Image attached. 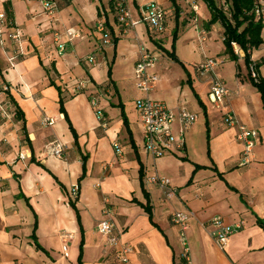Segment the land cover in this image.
Returning a JSON list of instances; mask_svg holds the SVG:
<instances>
[{
    "label": "crops",
    "instance_id": "obj_1",
    "mask_svg": "<svg viewBox=\"0 0 264 264\" xmlns=\"http://www.w3.org/2000/svg\"><path fill=\"white\" fill-rule=\"evenodd\" d=\"M53 1L58 9L49 20L38 0H0L22 36L19 47H0V85L8 86L18 111L0 126V264H118L121 243L133 248L130 264H186L179 227L171 222L177 212L192 213L185 232L192 263L264 264V229L256 222L264 221V75L257 69L255 82L242 69L245 51L236 45L235 59L226 51L222 24L210 22L200 0H128L134 25L126 30L109 0ZM151 2L165 12L161 33L141 13ZM99 23L110 44L101 42ZM70 27L81 36L58 55L53 35ZM140 45L157 56L150 98L172 111V136L183 142L160 158L144 152L134 107L142 96L133 80ZM89 55L96 65L86 62ZM213 58L214 72L199 76L197 66ZM214 76L229 91L223 110L208 96ZM79 81L86 89L76 93ZM180 108L196 115L182 133ZM96 111L106 118L104 128ZM224 111L259 136L246 164ZM45 116L52 126H40ZM52 140L65 144L61 160L44 154ZM153 175L167 179L174 194L146 182ZM214 217L244 223L223 250L210 236ZM106 219L119 235L114 247L98 229Z\"/></svg>",
    "mask_w": 264,
    "mask_h": 264
},
{
    "label": "built area",
    "instance_id": "obj_2",
    "mask_svg": "<svg viewBox=\"0 0 264 264\" xmlns=\"http://www.w3.org/2000/svg\"><path fill=\"white\" fill-rule=\"evenodd\" d=\"M42 5V13L49 20L54 19V14L58 9L57 2L53 0H38ZM109 3L113 9V14L116 16V20L121 28L127 29L133 27L134 23L131 20V14L128 10V0H109ZM219 5L226 11L227 6L224 0H219ZM253 15L257 20H264V0H253ZM193 10L195 8L193 7ZM144 20L148 27L154 32L161 33L164 30L165 12L162 7L157 3H148L141 10ZM104 35L102 38L103 44H110L109 39L105 35V29L102 23L97 26ZM81 32L74 27L64 29L62 33L55 32L54 43L57 46L58 55H63L66 47L72 44L74 40L79 39ZM21 34L15 28L13 22L11 23L4 10H0V47L5 48V44L14 45L19 47L21 43ZM231 48L236 53L237 47L235 43H231ZM19 49L15 50V54H18ZM86 62L90 65H96V57L89 55L85 57ZM157 62V56L152 55L146 51L143 45L139 46V59L133 67V80L136 89L141 93V97L135 101V112L138 115L139 123L143 128V150L145 153L151 155L153 158H160V156L171 153L174 150H180L183 146L182 140L176 139L172 136L171 122L173 120L172 111L168 109L166 104L162 101H156L150 98V93L155 89L157 85L158 76L151 72ZM218 64L216 59H206L200 63L197 67L198 75H208L214 72L215 66ZM249 77L257 82V65L251 61L248 63ZM209 93L213 108L216 110H223L224 101L229 97V91L226 89L223 81L214 76L210 80ZM75 92L80 93L86 89L85 82L79 81L75 85ZM9 88L5 84L0 85V126L2 124L11 121L14 117L12 106L8 101ZM90 104L95 107L97 102L94 98L90 99ZM225 110V108H224ZM98 121H100V127L104 128L106 125V118L104 114L96 111ZM178 123L181 126V133L192 127L196 122V115L183 108L178 109L177 113ZM222 121L228 127H236L237 133L235 135L236 140L242 145L244 151V157L242 164L248 162V155L250 150L254 146L258 139V134L254 130H250L243 125L239 124L230 111H224L222 115ZM54 124V119L51 117H42L40 119L41 127H50ZM117 149V146H114ZM65 144L58 140H52L46 143L44 148V154L54 159L61 160L65 154ZM117 149V153H118ZM22 158V155H19ZM146 182L157 185L161 189H165V195L170 197L174 194V190L170 187V183L165 178H160L157 175L149 176ZM78 195V187H74L70 193V198L75 200ZM108 213L106 209L105 214ZM192 213L177 212L172 215L171 222L179 227V237L183 247L182 254L186 261V264H195L190 260V255L187 247V239L185 238V232L188 229V222L191 219ZM211 226L210 236L213 238L217 248L223 250L230 236L235 234L244 227V223L236 222L234 225H228L224 223L221 217L212 218L209 223ZM98 229L106 245L114 247L119 245V235L115 231L113 223L106 219L98 224ZM65 249V248H64ZM133 252V248L128 243H121L117 249L115 256L118 264H130L129 255ZM65 256V254H64Z\"/></svg>",
    "mask_w": 264,
    "mask_h": 264
},
{
    "label": "trees",
    "instance_id": "obj_3",
    "mask_svg": "<svg viewBox=\"0 0 264 264\" xmlns=\"http://www.w3.org/2000/svg\"><path fill=\"white\" fill-rule=\"evenodd\" d=\"M202 1L213 15L210 22H212V20H218L224 28L223 44L226 48V51L232 52L231 43H235L241 51H245L244 59L246 65H248L250 62L249 52L264 43L260 36L262 30L261 22L260 20L255 19L253 15V0H224L227 6L226 9L229 11V16L224 13V10L216 0ZM109 6L111 12H113L110 3ZM4 12L6 14V18H8V20L12 23V18L8 8L5 7ZM232 54L233 58L235 59L236 56L233 52ZM7 97L9 103L12 106L14 117H16L18 111L14 107V104H12L9 95H7ZM146 211L151 214L149 206L146 207ZM256 222L260 228L264 229V221L257 219Z\"/></svg>",
    "mask_w": 264,
    "mask_h": 264
},
{
    "label": "rangeland",
    "instance_id": "obj_4",
    "mask_svg": "<svg viewBox=\"0 0 264 264\" xmlns=\"http://www.w3.org/2000/svg\"><path fill=\"white\" fill-rule=\"evenodd\" d=\"M217 3H219V0H216ZM200 6H201V10L202 8H204L202 0H200ZM200 18H202V11H200ZM261 25H262V30H261V39L262 41H264V20L260 21ZM164 44H166V39H164ZM252 59L251 62L253 64H256V62L260 63V67L257 68L259 69V71L261 72L262 75H264V44L259 45L256 49L252 50ZM242 69L245 70V72L247 74H249V69L247 67L242 66ZM257 74H258V70H257ZM216 112V111H215Z\"/></svg>",
    "mask_w": 264,
    "mask_h": 264
}]
</instances>
